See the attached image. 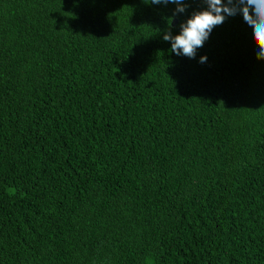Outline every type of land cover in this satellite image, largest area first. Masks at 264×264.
<instances>
[{
	"label": "trees",
	"instance_id": "1",
	"mask_svg": "<svg viewBox=\"0 0 264 264\" xmlns=\"http://www.w3.org/2000/svg\"><path fill=\"white\" fill-rule=\"evenodd\" d=\"M186 3L0 0V264H264V60Z\"/></svg>",
	"mask_w": 264,
	"mask_h": 264
},
{
	"label": "clouds",
	"instance_id": "2",
	"mask_svg": "<svg viewBox=\"0 0 264 264\" xmlns=\"http://www.w3.org/2000/svg\"><path fill=\"white\" fill-rule=\"evenodd\" d=\"M207 8L197 11L179 27V35L173 36L171 31L163 35L165 42L171 43V52L177 56L194 59L197 49L203 47L213 29L222 25L227 17L242 15L244 22L254 36L258 46L257 58L264 60V0H203ZM169 3L177 5L175 15L185 13L186 0H151V4ZM207 57H201L200 63H206Z\"/></svg>",
	"mask_w": 264,
	"mask_h": 264
},
{
	"label": "water",
	"instance_id": "3",
	"mask_svg": "<svg viewBox=\"0 0 264 264\" xmlns=\"http://www.w3.org/2000/svg\"><path fill=\"white\" fill-rule=\"evenodd\" d=\"M177 23H178V21L174 20L173 23H172V26H173V27L176 26Z\"/></svg>",
	"mask_w": 264,
	"mask_h": 264
}]
</instances>
